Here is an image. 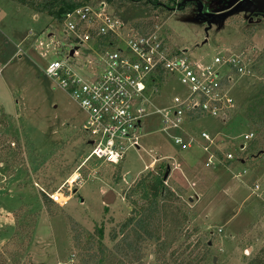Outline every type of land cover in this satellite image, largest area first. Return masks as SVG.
I'll use <instances>...</instances> for the list:
<instances>
[{
    "label": "rangeland",
    "instance_id": "rangeland-1",
    "mask_svg": "<svg viewBox=\"0 0 264 264\" xmlns=\"http://www.w3.org/2000/svg\"><path fill=\"white\" fill-rule=\"evenodd\" d=\"M216 1L194 0L182 12L127 5L115 13L127 24L154 20L163 25L175 45L187 49L193 60L210 62L239 46L254 52L259 58L254 77L234 79L231 95L236 113L226 123L206 116L190 126L197 135L206 131L216 137L234 153L233 144L250 133L254 138L244 142L230 168H207L208 156L202 149L179 150L171 137L181 136L180 132H164L161 118L153 115L145 121L147 136L141 140V150L125 153L119 165L122 179L116 182L118 166L103 164L91 154L82 132L86 114L45 74L50 63L71 52L64 25L45 15L35 19L28 10L0 0V109L6 114L0 115V254H5L6 264H82L89 258L80 254L90 247L89 236L96 228L104 231L103 244L112 254L105 264H117L110 236L132 215L134 204L127 194L141 176L164 166L171 168L167 185L176 192L171 205L183 209L190 219L182 234L198 227L187 244L195 247L201 240L194 255L205 253L204 264H214L213 258L216 264H247L264 246V16L242 12L209 25L199 17V4L209 15L220 11ZM100 62L90 44L82 45L70 60L78 66L91 64L97 71L102 70ZM174 90L180 92L182 87L171 82L163 87L164 93ZM255 167L261 177L250 171ZM75 174L77 180L68 183ZM255 185L260 187L257 193L252 189ZM62 187L70 198L67 204L45 207L41 189L52 194ZM110 191L115 201L106 206L103 199ZM68 216L80 228L74 230ZM206 242L210 245L203 249ZM183 244L180 241L173 248ZM154 251L155 244H148L145 264H159Z\"/></svg>",
    "mask_w": 264,
    "mask_h": 264
},
{
    "label": "built area",
    "instance_id": "built-area-1",
    "mask_svg": "<svg viewBox=\"0 0 264 264\" xmlns=\"http://www.w3.org/2000/svg\"><path fill=\"white\" fill-rule=\"evenodd\" d=\"M115 12L107 2L91 0L68 14L65 34L72 41L71 51L75 47L78 50L73 56L65 54L62 60L53 61L45 70L56 87L86 114L82 132L93 158L106 165H121L129 149L141 150V140L147 136L145 121L155 115L161 118L164 132H180L181 136L171 137L179 150L199 147L208 156L207 168L232 166L244 142L254 138L253 133L233 144L234 153L216 137L211 138L206 131L197 135L190 126L206 116L226 123L237 111L231 95L234 79L253 78L259 58L239 46L225 50L210 62L193 60L187 49L175 45L163 25L156 24L152 31L142 33ZM85 44L92 45L100 57L101 71L91 64L70 63ZM168 82L182 90L164 93ZM64 187L52 194L43 189L41 192L64 207L70 199ZM252 189L257 193L260 187Z\"/></svg>",
    "mask_w": 264,
    "mask_h": 264
},
{
    "label": "trees",
    "instance_id": "trees-1",
    "mask_svg": "<svg viewBox=\"0 0 264 264\" xmlns=\"http://www.w3.org/2000/svg\"><path fill=\"white\" fill-rule=\"evenodd\" d=\"M26 10L48 16L58 25H64L66 16L74 10L87 5L91 0H8ZM113 7L117 12L122 6L131 5L137 7L141 5L144 8H153L154 10H163L168 12H182L186 10L194 0H182L180 2H171L169 4L160 3L159 0H103ZM189 3V4H188ZM142 33L152 31L156 22L154 20H142L131 24ZM260 156L263 150H259ZM166 166L158 171L141 176L134 183L127 194V199L134 204L132 215L121 225L118 232L113 230L111 241L114 242L112 253L118 258L117 264H145V252L148 244H155V258L159 264H204L206 254L196 253L200 249L202 242L197 244H187L190 235L198 232V227H194L189 235H183L182 232L189 228L190 219L183 209L175 208L171 203L176 199V192L167 185L164 180ZM122 179L121 166L118 165V175L116 182ZM182 193V192H181ZM41 199L45 207L50 208L53 202L45 195L41 194ZM74 230L79 227L72 217L68 216ZM28 239L30 233L27 230ZM163 233V237L160 236ZM187 234V231H186ZM94 235V236H93ZM179 235V236H178ZM121 237V238H119ZM96 238L98 242H96ZM104 231L96 228L95 233L89 236L90 247L84 254H80L84 259L82 264H105L111 258V251L103 244ZM28 240V241H29ZM185 246L173 248L178 242ZM12 247L20 249L18 244L12 242ZM209 244H203V249H207ZM181 249V250H180ZM25 248H23V252ZM110 254V256L108 255ZM9 256V255H8ZM10 258V256H9ZM0 259L4 264L7 263L5 254H0ZM247 264H264V246Z\"/></svg>",
    "mask_w": 264,
    "mask_h": 264
},
{
    "label": "water",
    "instance_id": "water-1",
    "mask_svg": "<svg viewBox=\"0 0 264 264\" xmlns=\"http://www.w3.org/2000/svg\"><path fill=\"white\" fill-rule=\"evenodd\" d=\"M199 17L200 19L207 22L209 25L225 20L226 18L233 16L237 13H260L264 10V0H233L227 7L222 9V12H216L214 14H203V7L199 4ZM206 43V42H205ZM78 50V47H75L74 50L70 52V56L74 55V52ZM171 173L170 166L166 167V172L164 175V180L167 181ZM131 176H126V181L130 182ZM115 201V195L113 192H108L103 202L106 206H110ZM210 245V244H209ZM216 258H213L214 264H216Z\"/></svg>",
    "mask_w": 264,
    "mask_h": 264
},
{
    "label": "crops",
    "instance_id": "crops-1",
    "mask_svg": "<svg viewBox=\"0 0 264 264\" xmlns=\"http://www.w3.org/2000/svg\"><path fill=\"white\" fill-rule=\"evenodd\" d=\"M20 7H21V6H20ZM22 8H23V7H22ZM24 9H25V8H24ZM29 12H30V11H29ZM31 13H33V12H31ZM33 14H34L35 19H38V16H39L40 14H36V13H33ZM0 110H1V111H0V115H1V114H4V113H3V110H2V109H0ZM4 115H6V114H4ZM20 136H21V135H20ZM21 138H23V137L21 136ZM18 141H19V140H18ZM28 142H29V141H28ZM29 144L32 145L30 142H29ZM32 146H33V145H32ZM260 162H262V160H261ZM242 165H244V161H242ZM244 166H245V165H244ZM252 170H256V167H255L254 169H250V171H252ZM255 174H257L259 177H261L262 172L259 173V170H256V171H255ZM76 176H77V174H75V175L70 179L69 182L72 183V180L75 181L74 178H75ZM248 250H250V249H248Z\"/></svg>",
    "mask_w": 264,
    "mask_h": 264
},
{
    "label": "flooded vegetation",
    "instance_id": "flooded-vegetation-1",
    "mask_svg": "<svg viewBox=\"0 0 264 264\" xmlns=\"http://www.w3.org/2000/svg\"><path fill=\"white\" fill-rule=\"evenodd\" d=\"M233 0H217L216 3L219 4L220 11L222 12V9L227 7ZM251 14V13H250ZM260 16H264V10L260 12Z\"/></svg>",
    "mask_w": 264,
    "mask_h": 264
},
{
    "label": "bare ground",
    "instance_id": "bare-ground-1",
    "mask_svg": "<svg viewBox=\"0 0 264 264\" xmlns=\"http://www.w3.org/2000/svg\"><path fill=\"white\" fill-rule=\"evenodd\" d=\"M77 178H78V175L75 177V181L77 180Z\"/></svg>",
    "mask_w": 264,
    "mask_h": 264
}]
</instances>
